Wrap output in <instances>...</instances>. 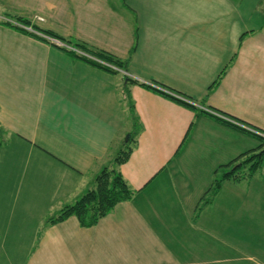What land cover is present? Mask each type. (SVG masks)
<instances>
[{"label":"crops","instance_id":"1","mask_svg":"<svg viewBox=\"0 0 264 264\" xmlns=\"http://www.w3.org/2000/svg\"><path fill=\"white\" fill-rule=\"evenodd\" d=\"M16 17L126 61L133 81L3 24ZM201 109L264 136V0H0V264H264V166L200 204L260 142ZM128 133L133 198L91 227L48 224Z\"/></svg>","mask_w":264,"mask_h":264},{"label":"trees","instance_id":"2","mask_svg":"<svg viewBox=\"0 0 264 264\" xmlns=\"http://www.w3.org/2000/svg\"><path fill=\"white\" fill-rule=\"evenodd\" d=\"M15 19L19 21V24H14L10 21H3V24L21 32L35 35L49 43L50 41L47 39V36L56 37L65 42L68 46L72 47L67 48L65 46H58L61 49L70 53L73 57L79 58L87 63L93 64L113 74H118L121 73V71H125L127 73L125 74V79L127 80V82L129 83L133 81L129 77V74L127 72L126 61L118 59L109 53L93 49L82 42H76L74 45L70 44L69 42H66L65 40L55 36V34L51 31L43 30V34L38 35L33 30L30 31L27 28L31 27V23L28 19L20 17H16ZM77 50H80L84 54L77 52ZM89 56L112 64L119 68V70L113 69L108 65H105L97 60L92 59ZM142 85L153 89L166 96L167 98L175 100L189 108L198 110L197 106L194 103H190L187 100L176 96V92L170 88L160 86L159 84H157L158 86H153L154 84L150 85L142 83ZM127 95L129 98L130 111L133 114V118H135L136 120L135 107L132 99L130 98L129 90H127ZM199 113H205L213 119L217 120L218 122H221L227 126H231L240 131L249 133L260 142L257 148L244 152L228 164L222 165L216 170L217 175L215 176L211 186L208 188V190L200 200V204L202 205V203L206 204L212 199V196L216 192H218L224 181L228 179H232L238 182L246 181L252 176L256 175L259 170L263 168L264 136L251 131L250 129L246 128L241 124H238L237 122H233L229 118L219 116V114H217L218 112L216 111L210 112L209 110L201 109ZM131 143H133V136L130 137L129 143L126 144L127 147L122 149L120 153L115 157L114 161L116 163V168H112L109 166L104 167L101 172L96 176L95 185L93 188L87 190L74 203L62 207L56 215L51 216L47 219V223H60L71 216H76L81 226L91 227L95 225L103 216L110 213L119 202L130 200L131 198H133L135 190L131 189V187L128 185L127 181L124 179L123 175L117 168L118 165H121L130 158L134 146L131 145Z\"/></svg>","mask_w":264,"mask_h":264},{"label":"built area","instance_id":"3","mask_svg":"<svg viewBox=\"0 0 264 264\" xmlns=\"http://www.w3.org/2000/svg\"><path fill=\"white\" fill-rule=\"evenodd\" d=\"M47 39L50 41V43L55 44V45H57V46H61V47L65 46V47H67V48H72V47L68 46L65 42H63L62 40H60V39H58V38H56V37L47 36ZM77 52H79V53H81V54H84V53L81 52L80 50H77ZM89 57H91L92 59L97 60V61H99V62H101V63H103V64H105V65H108L109 67H111V68H113V69L119 70V68H117L116 66H114V65H112V64H109V63H107V62H105V61H102V60L97 59V58L92 57V56H89ZM122 72H124L125 74H127L125 71H122Z\"/></svg>","mask_w":264,"mask_h":264},{"label":"rangeland","instance_id":"4","mask_svg":"<svg viewBox=\"0 0 264 264\" xmlns=\"http://www.w3.org/2000/svg\"><path fill=\"white\" fill-rule=\"evenodd\" d=\"M210 111V110H209ZM212 112V111H211ZM130 136H129V133L128 134H126L125 135V137H124V140L128 143V141L130 140V138H129ZM129 139V140H128ZM120 153V150H118V152H116L115 154H114V156L112 157V159L110 160V167H112V168H116V163H115V161H114V159H115V157L118 155ZM96 178V177H95ZM26 213H28V212H26ZM27 217V216H26ZM22 222H25V220H23ZM27 223H29V221L27 222ZM35 233H36V231H34L33 232V237H32V241H33V239H34V236H35ZM31 241V242H32ZM34 243V242H33ZM32 247V246H31ZM31 247H29V248H26V249H24V248H22V250L24 251V252H26L27 253V251H29V249H33V247L31 248Z\"/></svg>","mask_w":264,"mask_h":264},{"label":"water","instance_id":"5","mask_svg":"<svg viewBox=\"0 0 264 264\" xmlns=\"http://www.w3.org/2000/svg\"><path fill=\"white\" fill-rule=\"evenodd\" d=\"M129 136L131 137V135H130V134H129ZM130 137H129V138H130Z\"/></svg>","mask_w":264,"mask_h":264}]
</instances>
